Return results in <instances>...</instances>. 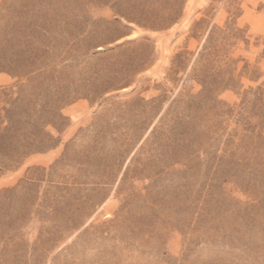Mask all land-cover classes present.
Segmentation results:
<instances>
[{
	"label": "rangeland",
	"instance_id": "obj_1",
	"mask_svg": "<svg viewBox=\"0 0 264 264\" xmlns=\"http://www.w3.org/2000/svg\"><path fill=\"white\" fill-rule=\"evenodd\" d=\"M0 264H264V0H0Z\"/></svg>",
	"mask_w": 264,
	"mask_h": 264
}]
</instances>
